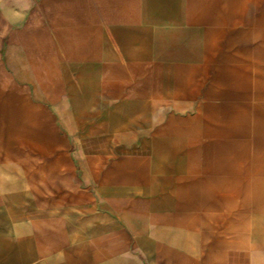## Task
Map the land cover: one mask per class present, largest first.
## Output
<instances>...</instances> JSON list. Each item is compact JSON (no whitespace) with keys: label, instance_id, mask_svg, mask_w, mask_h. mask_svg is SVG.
Segmentation results:
<instances>
[{"label":"crops","instance_id":"obj_1","mask_svg":"<svg viewBox=\"0 0 264 264\" xmlns=\"http://www.w3.org/2000/svg\"><path fill=\"white\" fill-rule=\"evenodd\" d=\"M262 188L264 0H0V264H264Z\"/></svg>","mask_w":264,"mask_h":264},{"label":"rangeland","instance_id":"obj_2","mask_svg":"<svg viewBox=\"0 0 264 264\" xmlns=\"http://www.w3.org/2000/svg\"><path fill=\"white\" fill-rule=\"evenodd\" d=\"M160 94V96H158V105L156 108V115H157V128L158 129H163L164 126L167 125V129H168V124L164 123L165 120H167V118L169 116H173L174 118H178L180 115H194L195 111H196V107H184V106H180L179 105V98H180V94L178 92H172L170 93L171 95H166V98L164 95H162L161 92H158ZM173 94V95H172ZM169 96H172V100H169L170 98H168ZM168 98V99H167ZM166 99V100H164ZM172 126L170 127L172 130H180V123L178 122H174L173 124H171ZM193 124H189V129L191 130ZM263 190V194H264V188H262ZM263 225H264V218L262 219Z\"/></svg>","mask_w":264,"mask_h":264}]
</instances>
